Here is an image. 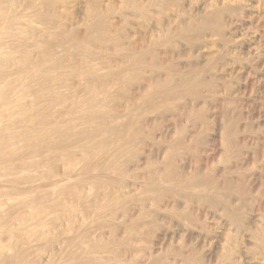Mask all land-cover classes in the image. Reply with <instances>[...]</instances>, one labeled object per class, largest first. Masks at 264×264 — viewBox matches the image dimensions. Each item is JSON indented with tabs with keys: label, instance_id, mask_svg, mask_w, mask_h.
<instances>
[{
	"label": "rangeland",
	"instance_id": "obj_1",
	"mask_svg": "<svg viewBox=\"0 0 264 264\" xmlns=\"http://www.w3.org/2000/svg\"><path fill=\"white\" fill-rule=\"evenodd\" d=\"M0 264H264V0H0Z\"/></svg>",
	"mask_w": 264,
	"mask_h": 264
}]
</instances>
